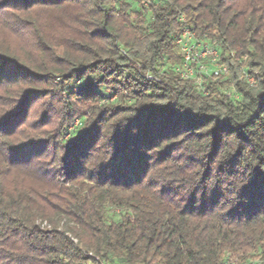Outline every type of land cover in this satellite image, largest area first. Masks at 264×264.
<instances>
[{"label": "trees", "instance_id": "trees-1", "mask_svg": "<svg viewBox=\"0 0 264 264\" xmlns=\"http://www.w3.org/2000/svg\"><path fill=\"white\" fill-rule=\"evenodd\" d=\"M137 5L0 0L16 7L18 27L30 23L41 57L33 66L0 52V74L56 77L50 97L63 111L49 143L13 144L0 131V264H264V0ZM60 6H91L97 19L72 53L56 54L36 30L34 10ZM180 15L217 40L233 98L219 96L217 76L203 77L204 95L176 75ZM76 117L82 128L59 145Z\"/></svg>", "mask_w": 264, "mask_h": 264}, {"label": "rangeland", "instance_id": "rangeland-1", "mask_svg": "<svg viewBox=\"0 0 264 264\" xmlns=\"http://www.w3.org/2000/svg\"><path fill=\"white\" fill-rule=\"evenodd\" d=\"M126 2L133 9H136V6H138L137 0H126ZM146 5L144 3V6ZM14 8L16 7L0 6V52L8 51L22 61L25 60L28 64L39 66L41 57L32 34L35 31L29 22H23V25H21L24 28L26 27V30L18 27L20 26L17 24L18 15L13 11ZM91 9V6H60L51 9H36L33 12V16L38 22L36 30L44 35L48 44L56 47L54 50L56 54H61L62 50L72 53L70 42L81 41L86 36V31L97 20L95 12ZM91 30L93 29L89 31ZM236 60L242 65V70L245 69L246 58ZM46 61L49 60L46 59ZM218 66L217 64L214 66L208 64V71L205 76L209 80L216 76L213 75V72L218 70ZM226 74L222 77L217 76L216 78L220 82L217 85L218 94L219 96L233 98L237 91L233 84L229 82V75ZM57 84L58 79L56 77H52V80L48 84H44V82L39 83L38 79L32 76L16 71L13 66L6 67L3 73L0 74V117L7 111H11L13 115L7 121L2 122L5 126H2L0 131L6 134L8 141L13 144H20L25 143L29 139L36 138L37 143H49L48 134L54 138L58 122L63 115L58 98L53 99L50 97L55 96L54 88L58 86ZM77 86H80L79 82L76 83L70 93L75 94ZM102 92L108 95L106 89L102 88ZM23 98L26 99L24 100ZM117 100L118 97L113 93L109 94L107 98L108 103H115ZM105 102L106 100H103L102 103ZM82 118L84 119V117H76L71 125L61 132L63 136L58 140L59 145L69 139L75 131L82 128ZM46 151L44 152L45 155L52 154L50 148L46 149ZM3 153L2 144L0 143V155ZM114 220L117 219L114 218ZM232 257L238 259L240 263L243 261V258L239 256ZM247 259L258 262L257 259H253L250 256Z\"/></svg>", "mask_w": 264, "mask_h": 264}, {"label": "built area", "instance_id": "built-area-1", "mask_svg": "<svg viewBox=\"0 0 264 264\" xmlns=\"http://www.w3.org/2000/svg\"><path fill=\"white\" fill-rule=\"evenodd\" d=\"M178 21L184 24L182 31L178 35L173 36L179 54L182 57V63L175 66L176 75L182 80H192L199 88H203V77L207 74L208 64L214 66L218 64L220 59V50L217 40L210 39L206 35L197 36L194 29L185 25L184 15H180ZM227 73L226 67L218 66V70L213 75L219 76ZM242 79L254 88L256 86L255 79L248 74L243 73ZM203 90V89H202ZM206 95V91L203 90ZM238 98L237 96L235 97ZM225 264H259L255 261H246L240 263L238 259L229 257Z\"/></svg>", "mask_w": 264, "mask_h": 264}]
</instances>
